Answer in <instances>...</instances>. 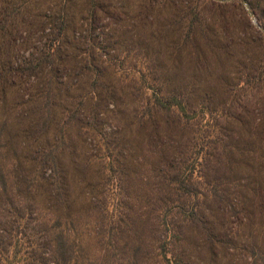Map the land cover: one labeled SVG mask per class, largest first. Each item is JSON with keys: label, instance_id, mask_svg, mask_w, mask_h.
<instances>
[{"label": "rangeland", "instance_id": "1", "mask_svg": "<svg viewBox=\"0 0 264 264\" xmlns=\"http://www.w3.org/2000/svg\"><path fill=\"white\" fill-rule=\"evenodd\" d=\"M216 1L225 5L205 11L208 26L184 46L178 9L199 3L206 10L210 0H0V214L31 204L39 218L41 201L55 214L56 202L26 191L21 180L37 151L59 143L76 264H166L160 244L175 247L167 225L184 241L176 253L184 252L185 264H255L251 248H264L263 16L256 0ZM63 16L60 56L28 70ZM49 82L62 91L50 95L52 103L84 102L71 139L52 126L27 130L40 121ZM167 96L194 118L154 110ZM60 114L52 107L51 121ZM197 132L210 148L197 145L205 144ZM49 168L43 182L54 184L59 171ZM192 210L239 235L233 257L223 261L220 250L213 260L200 230L180 225ZM13 228L11 237L0 227V264H37L27 261L42 252L24 237L26 225Z\"/></svg>", "mask_w": 264, "mask_h": 264}, {"label": "trees", "instance_id": "2", "mask_svg": "<svg viewBox=\"0 0 264 264\" xmlns=\"http://www.w3.org/2000/svg\"><path fill=\"white\" fill-rule=\"evenodd\" d=\"M222 5L225 4H220L216 0H210V5L207 8L208 10H205L203 7H201L199 3L198 5L188 4V6L181 7L180 10L178 9V11H180L179 13H181L179 26L180 30L182 31L181 39L179 40L178 44L180 45L182 43L184 46H193L194 37L197 31H202L203 28L205 29L208 26V18L205 16V11L216 12L223 7ZM94 6L95 5H93V7ZM254 8L263 16L262 21L264 27L263 1L256 0V5ZM91 14L93 17L95 13L91 12ZM67 29L68 22L66 20V17L63 16L60 18L57 32L50 41L49 45L46 47V51L43 52L42 58L39 59L36 64H27L26 67L28 70H38L40 68H43L45 64H50L53 62V60L56 61L58 59L61 53L60 46L63 45L67 36ZM94 45L97 46V50L102 52V47L100 45ZM51 83L49 82V88L42 93V96L45 100L41 102V106H38L39 114L41 116L40 121L35 126H33L32 129L27 128V130L35 131V134H42L43 132L48 133L49 128L51 130L52 126L53 131L57 136L60 135V137L62 136L63 139H65L64 136H66L68 139H71L69 134L70 128L79 121L80 112L83 109L84 102H78V100L76 102L72 101L70 109L68 106L56 105L52 103L50 95L52 93H55V95L58 97V94H60L62 91L58 88L57 84H54L53 88L50 85ZM52 107H54L55 109H59V111L61 112L60 118L58 119L57 116L56 121L54 122L51 121L50 118ZM152 107L154 110L160 109L167 112L173 111L176 108L183 118H186L189 121L194 118L193 115H190L187 105L184 104L182 100H179L176 96L157 98ZM197 133L200 135V132ZM198 134H196L195 138L202 139L203 142H205V146L201 143H197V145H200L201 149L206 146L210 148V141L206 143V138H204L202 135L198 136ZM60 147L61 145L59 143L47 142V144H45L39 151L36 152V158L27 161V163L32 162L30 172L26 171V173L23 171L21 180L26 187V191L31 192L32 190H34L36 194L39 193L40 195H43L42 197H48L50 201L54 200L56 202L55 209H57L55 214L52 211L53 208H49L47 206V203L43 201L41 202L44 203L45 206H39V212L41 213L39 214V218H34V215L38 210L37 206H31V204H26V206H11L8 210H3V214L1 209L0 214V227L3 228L7 233L11 234V237H13V227L16 222H18L19 225H21V223L26 225V229L23 230L24 237H29V239L34 241L31 243L28 242L29 244H38V250L42 252L38 253L36 250L33 254L29 253L30 257L29 259H27V261L33 260L37 264H47L44 258L46 253H48L50 257V264H76V256L78 255V252L76 253V251L74 250V246L72 243H70L68 237L69 230L67 226L72 215L70 214L71 206L68 201V193L66 189V176L63 172V169L59 166V157L61 156L59 154V151H61ZM66 147L67 146L65 145V143L62 144V148ZM209 153L210 150H207V152L205 153V157H207ZM50 164H52L54 168L57 167L59 173L57 174L56 182L54 184H51L49 182L45 184L43 182V173L46 170L48 171V169L50 170ZM35 172L40 173L41 176L33 177L31 174H34ZM181 172L182 171H179L176 174L177 176L173 181H178L180 179ZM211 193H214V190L211 191ZM215 195H217V193ZM34 207L36 208V210H34ZM199 212L192 210L187 213L184 220L181 221L180 225L183 226L184 224H186L189 227L198 228L200 230V232L204 236V245L209 250V254L213 260H219L216 258V256H218V251L220 250L226 252L222 254L223 261L225 259H228V255L230 257H233L234 254L230 255L229 252L237 250V242L239 241V239H237L239 237L237 236L239 235H237L236 233L230 234V232L228 230H225L223 226H221L222 228L219 229L214 228V226L217 227L219 225L218 223L213 224V226L211 227V225L205 223L203 219L204 217L200 215ZM43 220L45 221L43 222ZM47 220L49 221V223L47 222ZM50 222L54 223L51 225ZM36 223L37 226L33 228L32 225ZM170 226L171 225H167V228H169L167 231L170 234L168 238L173 239L171 241V244L175 245V247L172 250V247L168 248V242H162L159 248V256L161 260L165 261L166 264H185L184 252L181 251L180 253H176L177 245H182L184 241L176 232H174V227L171 228ZM3 246H5V244H2L0 240V247ZM16 247L18 246L16 245ZM45 249H48V251H45ZM0 251V257L2 256L0 261H2L6 248L5 250H1L0 248ZM251 253L252 257L255 260V264H264L263 247L255 244L251 248Z\"/></svg>", "mask_w": 264, "mask_h": 264}]
</instances>
